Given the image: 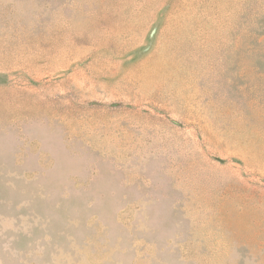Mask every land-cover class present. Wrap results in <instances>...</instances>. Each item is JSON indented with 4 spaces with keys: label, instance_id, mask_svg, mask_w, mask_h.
Returning a JSON list of instances; mask_svg holds the SVG:
<instances>
[{
    "label": "rangeland",
    "instance_id": "1",
    "mask_svg": "<svg viewBox=\"0 0 264 264\" xmlns=\"http://www.w3.org/2000/svg\"><path fill=\"white\" fill-rule=\"evenodd\" d=\"M0 264H264V0H0Z\"/></svg>",
    "mask_w": 264,
    "mask_h": 264
}]
</instances>
